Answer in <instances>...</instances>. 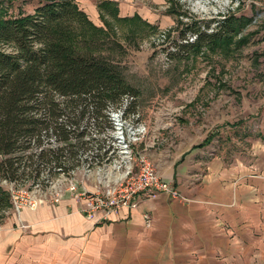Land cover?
Returning a JSON list of instances; mask_svg holds the SVG:
<instances>
[{
  "label": "rangeland",
  "instance_id": "1",
  "mask_svg": "<svg viewBox=\"0 0 264 264\" xmlns=\"http://www.w3.org/2000/svg\"><path fill=\"white\" fill-rule=\"evenodd\" d=\"M48 1L52 0H0V17L34 15ZM71 1L107 32L96 55L141 95L137 100L124 99L110 113L113 139L103 141L102 152L118 149L111 163L94 169L86 165L70 177L60 175L47 188L48 180L36 186L2 180L5 190L10 193L9 184L48 203L57 192H65L70 182H76L81 191L102 192L129 169L137 170L140 157L157 169L205 142H211L210 149L223 152L232 163L254 157L252 146L264 142V0H122L127 15L133 7L142 14L149 12L151 22L141 19L153 28L139 25L135 15L124 17L128 22L121 21L120 14V19L113 17V7L105 14L106 24L99 7L100 16L94 19L84 0ZM231 16L250 20L236 35V41L246 39L239 48L206 47L198 54L180 48L195 41L192 30L211 33ZM97 130L91 127L93 133ZM96 152L90 150L91 155Z\"/></svg>",
  "mask_w": 264,
  "mask_h": 264
},
{
  "label": "crops",
  "instance_id": "2",
  "mask_svg": "<svg viewBox=\"0 0 264 264\" xmlns=\"http://www.w3.org/2000/svg\"><path fill=\"white\" fill-rule=\"evenodd\" d=\"M84 1L94 19L109 1L121 18L151 22L147 11L124 13L122 0ZM209 143L156 165L179 198L140 194L136 208L92 217L81 211L87 201L71 196L8 212L0 264H264V142L252 146L251 160L235 163Z\"/></svg>",
  "mask_w": 264,
  "mask_h": 264
},
{
  "label": "trees",
  "instance_id": "3",
  "mask_svg": "<svg viewBox=\"0 0 264 264\" xmlns=\"http://www.w3.org/2000/svg\"><path fill=\"white\" fill-rule=\"evenodd\" d=\"M98 7L104 21L112 7L110 14L120 19L115 3ZM134 18L153 28L139 15ZM249 22L231 16L211 33L192 30L195 41L180 48L193 54L206 47L239 48L246 39L236 41V35ZM106 35L71 0L48 1L30 16L0 17V181L36 186L48 180L47 188L60 175L103 166L118 155L111 147L102 152L103 141L113 139L110 113L141 94L96 55ZM91 149L97 152L91 155ZM11 205L0 185V222Z\"/></svg>",
  "mask_w": 264,
  "mask_h": 264
},
{
  "label": "built area",
  "instance_id": "4",
  "mask_svg": "<svg viewBox=\"0 0 264 264\" xmlns=\"http://www.w3.org/2000/svg\"><path fill=\"white\" fill-rule=\"evenodd\" d=\"M140 166L137 170L129 169L124 178L116 182L112 187L102 192H86L78 189L76 182H70L65 192H57L53 196V203H59L65 197L71 196L78 200H86L88 205L81 211L87 217H92L99 212L106 215L114 213L124 207L136 208L135 197L147 194L155 197L159 192H164L172 198H179V191L174 185L165 180L158 170L145 158L140 157ZM4 183H8L4 181ZM11 193V210L19 213L23 208L37 209L47 199L31 197L24 189L15 190L9 187Z\"/></svg>",
  "mask_w": 264,
  "mask_h": 264
}]
</instances>
